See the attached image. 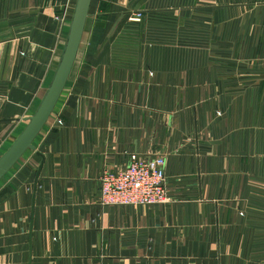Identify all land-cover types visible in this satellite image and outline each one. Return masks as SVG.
I'll list each match as a JSON object with an SVG mask.
<instances>
[{"label": "crops", "instance_id": "obj_1", "mask_svg": "<svg viewBox=\"0 0 264 264\" xmlns=\"http://www.w3.org/2000/svg\"><path fill=\"white\" fill-rule=\"evenodd\" d=\"M74 1L0 0V154ZM31 144L0 175V264H264V0H89ZM129 152L163 154L167 201L100 202Z\"/></svg>", "mask_w": 264, "mask_h": 264}, {"label": "built area", "instance_id": "obj_2", "mask_svg": "<svg viewBox=\"0 0 264 264\" xmlns=\"http://www.w3.org/2000/svg\"><path fill=\"white\" fill-rule=\"evenodd\" d=\"M136 11L132 18H138ZM59 122L60 118H56ZM164 156L158 152H129L119 166L104 165L99 171V200L103 204H147L167 201Z\"/></svg>", "mask_w": 264, "mask_h": 264}, {"label": "water", "instance_id": "obj_3", "mask_svg": "<svg viewBox=\"0 0 264 264\" xmlns=\"http://www.w3.org/2000/svg\"><path fill=\"white\" fill-rule=\"evenodd\" d=\"M88 5L89 0L74 1L67 37L53 77L37 108L28 117L25 126L10 143V145L2 152V154H0V175L17 159V157L23 152L25 148L32 147V138L37 133L51 111L65 82L75 56L84 20L87 15ZM39 166L40 163L36 170L35 177L37 175ZM33 185H35V180L33 181Z\"/></svg>", "mask_w": 264, "mask_h": 264}, {"label": "rangeland", "instance_id": "obj_4", "mask_svg": "<svg viewBox=\"0 0 264 264\" xmlns=\"http://www.w3.org/2000/svg\"><path fill=\"white\" fill-rule=\"evenodd\" d=\"M134 11L136 12V10H134ZM138 12H141V11L138 10Z\"/></svg>", "mask_w": 264, "mask_h": 264}]
</instances>
